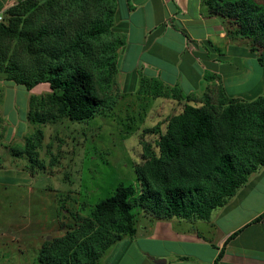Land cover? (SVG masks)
Instances as JSON below:
<instances>
[{
    "label": "trees",
    "instance_id": "16d2710c",
    "mask_svg": "<svg viewBox=\"0 0 264 264\" xmlns=\"http://www.w3.org/2000/svg\"><path fill=\"white\" fill-rule=\"evenodd\" d=\"M37 3L17 0L4 11L8 22L0 21V37L16 39L26 52L50 59L38 71L27 73L18 62L0 55V74L5 73V80L24 85L28 91L40 83H49L52 89L48 96L30 94L28 120L46 123L66 118L82 122L107 114L119 98L113 85L127 39L125 34L113 32L116 0H45L48 10L56 9L67 19L75 11L88 10L93 3L103 7L50 50L44 44L51 35L48 25L35 31L22 29L23 17L34 11ZM205 3L210 16H220L227 22L229 37L250 43L264 69V6L257 0ZM54 31L59 36L68 35L64 26ZM106 36L113 38L98 46L101 54L92 67L67 60L73 56L91 58L93 43ZM214 78V74L205 72L204 80ZM214 85L218 86L217 95L206 92L198 104L194 93L185 95L178 85L170 86L160 78L141 74L139 94L186 101L182 110L167 119L165 129L159 123L144 130L159 137L155 144L142 142L144 162L135 167L139 190L120 182L112 195L92 207L89 216L75 214L74 226L43 243L38 253L40 264H99L109 247L135 234V207L140 206L155 219L210 221L215 209L225 206L254 172L264 168V93L243 99L230 96L221 84ZM42 140L43 132L38 130L26 139L23 149L37 165ZM15 154L21 152L15 150ZM38 166L43 167L40 163ZM262 219L264 212L254 221ZM222 255L223 251L215 264H220Z\"/></svg>",
    "mask_w": 264,
    "mask_h": 264
},
{
    "label": "rangeland",
    "instance_id": "374dc122",
    "mask_svg": "<svg viewBox=\"0 0 264 264\" xmlns=\"http://www.w3.org/2000/svg\"><path fill=\"white\" fill-rule=\"evenodd\" d=\"M37 1L35 10L23 17L22 29L35 31L48 25L51 35L44 42L48 50L103 11L93 3L92 8L75 11L67 19L56 9L48 10L45 0ZM257 1L264 6V0ZM1 14L2 21L8 22V15ZM63 26L67 36L54 31ZM112 38L106 36L93 43L91 58L73 56L67 60L92 67L101 54L98 46ZM0 55L18 62L27 73L50 62L49 56L28 53L21 42L8 37H0ZM133 79L130 73L124 93V75L119 69L113 85L119 98L107 114L82 122L59 118L33 123L27 116L29 96H48L52 92L49 83L28 91L24 85L5 80V73L0 74V264H40L38 253L43 243L48 236H61L74 226L75 214L89 216L92 207L112 195L120 182L139 190L135 167L144 162L142 142L155 144L159 137L144 130L159 123L165 129L167 119L180 112L186 101L141 95L134 90ZM217 89L212 85L194 93L195 103L199 104L206 92L216 96ZM38 130L43 132L38 147V165L43 167L23 153L26 139ZM133 211L139 224L143 212L140 206Z\"/></svg>",
    "mask_w": 264,
    "mask_h": 264
},
{
    "label": "crops",
    "instance_id": "0c3cea01",
    "mask_svg": "<svg viewBox=\"0 0 264 264\" xmlns=\"http://www.w3.org/2000/svg\"><path fill=\"white\" fill-rule=\"evenodd\" d=\"M16 2L0 0V14ZM116 2L113 31L127 36L119 64L124 93L130 73L135 91L143 74L178 85L185 95L214 84L237 98L264 93V69L250 43L229 37L227 22L209 15L205 0ZM206 71L216 78L203 80ZM263 212L261 168L210 221L155 219L143 212L135 234L109 247L99 264H215L221 251L220 264H264V219L254 221Z\"/></svg>",
    "mask_w": 264,
    "mask_h": 264
},
{
    "label": "built area",
    "instance_id": "2783aa9c",
    "mask_svg": "<svg viewBox=\"0 0 264 264\" xmlns=\"http://www.w3.org/2000/svg\"><path fill=\"white\" fill-rule=\"evenodd\" d=\"M3 20V14H0V21Z\"/></svg>",
    "mask_w": 264,
    "mask_h": 264
},
{
    "label": "water",
    "instance_id": "95a60500",
    "mask_svg": "<svg viewBox=\"0 0 264 264\" xmlns=\"http://www.w3.org/2000/svg\"><path fill=\"white\" fill-rule=\"evenodd\" d=\"M51 239V236H48V240H50Z\"/></svg>",
    "mask_w": 264,
    "mask_h": 264
}]
</instances>
